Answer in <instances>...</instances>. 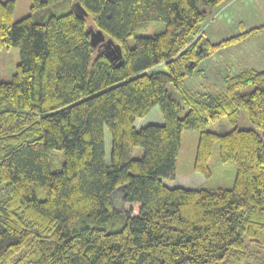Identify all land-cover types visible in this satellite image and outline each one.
<instances>
[{"label": "trees", "instance_id": "obj_1", "mask_svg": "<svg viewBox=\"0 0 264 264\" xmlns=\"http://www.w3.org/2000/svg\"><path fill=\"white\" fill-rule=\"evenodd\" d=\"M15 1L0 0V48L19 50L0 82V264H264V70L227 75L217 95L184 85L203 59L264 25L211 43L201 25L226 0H66L85 18L48 10L64 0H31L14 21ZM150 22L163 28L145 35ZM88 25L120 44L119 65L91 45ZM154 106L162 124L134 127ZM240 109L262 135L236 127ZM223 118L231 130L207 129ZM184 130L198 132L193 171L205 177L193 188L164 183L176 179ZM215 143L236 168L228 188L206 186ZM113 201L131 206L120 214Z\"/></svg>", "mask_w": 264, "mask_h": 264}, {"label": "rangeland", "instance_id": "obj_2", "mask_svg": "<svg viewBox=\"0 0 264 264\" xmlns=\"http://www.w3.org/2000/svg\"><path fill=\"white\" fill-rule=\"evenodd\" d=\"M6 1V0H2ZM226 0L220 6L215 8L206 16L205 22L201 25L199 36H203L211 43H216L223 39L235 36L242 31L250 28L264 25V0ZM31 0H16L13 20H19L30 14ZM72 8V4L64 0L52 4L48 10L53 14H62ZM87 24L90 19L86 18ZM163 28L162 23L150 22L146 25L145 35H151ZM137 34H141L140 31ZM134 37L127 39L128 46H132ZM19 62V50L17 47L0 48V82L9 81L12 74L16 70ZM198 68L201 75L184 78V85L187 89L198 95H217L225 91V77L227 75L236 74L243 68H252L258 71L264 70V30L254 36H248L241 42L219 49L216 53L208 58L203 59ZM165 65L160 64L147 70V73L156 71H165ZM253 89L252 85H247L242 89V93H248ZM188 108L184 107L179 111L182 117ZM163 119L158 106H154L149 113L135 121V127L141 128L148 124H162ZM236 127L239 129H252L262 135V131L252 124L246 117L243 109L239 110L238 121ZM207 129L214 132H227L232 126L223 118L219 122H209ZM198 144V132L195 130H184L181 134V146L177 158L176 170L177 175L173 186H182L185 188H193L205 182V177L193 171L196 148ZM104 148L106 162L109 163L111 137L107 128L104 130ZM143 149L134 147L132 152L133 158H140ZM58 158L53 160L51 167L53 170L60 167L62 153L53 151ZM212 177L206 183L210 189L218 187L228 188L233 184L236 168L233 163H220L218 156V144L213 146L212 154L208 162ZM188 179V180H187ZM200 179V180H199ZM187 181V183H186ZM36 194L39 198L43 197L41 190L36 187ZM115 212L121 214L124 208L128 210L131 206L130 202L122 201L121 205H117L113 201ZM119 206V207H117Z\"/></svg>", "mask_w": 264, "mask_h": 264}, {"label": "water", "instance_id": "obj_3", "mask_svg": "<svg viewBox=\"0 0 264 264\" xmlns=\"http://www.w3.org/2000/svg\"><path fill=\"white\" fill-rule=\"evenodd\" d=\"M71 9L80 18H85L87 16V12L78 2H74ZM85 31L94 48L105 53L112 64L119 65L121 63L122 47L120 44L115 43L112 38L107 37L100 29L95 28L93 25H88ZM202 44L203 41L199 43V46L201 47Z\"/></svg>", "mask_w": 264, "mask_h": 264}, {"label": "crops", "instance_id": "obj_4", "mask_svg": "<svg viewBox=\"0 0 264 264\" xmlns=\"http://www.w3.org/2000/svg\"><path fill=\"white\" fill-rule=\"evenodd\" d=\"M231 1H233V0H231ZM230 1V2H231ZM248 37V36H247ZM136 121V120H135ZM135 121H134V127H135ZM188 180V179H187ZM200 180V179H199ZM164 183L166 184V185H168V186H173L174 185V183H175V181L174 182H168V181H164ZM186 183H187V181H186Z\"/></svg>", "mask_w": 264, "mask_h": 264}]
</instances>
